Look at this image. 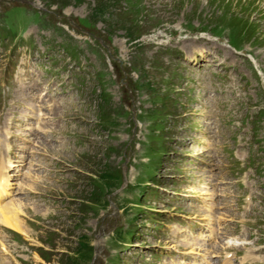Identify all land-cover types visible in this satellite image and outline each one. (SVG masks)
Segmentation results:
<instances>
[{
  "label": "rangeland",
  "instance_id": "obj_1",
  "mask_svg": "<svg viewBox=\"0 0 264 264\" xmlns=\"http://www.w3.org/2000/svg\"><path fill=\"white\" fill-rule=\"evenodd\" d=\"M262 8V0H0V16L24 13L33 22L47 25L46 28L28 25L33 33L38 31L41 42L24 57H33L35 61L46 60L48 56L58 58L62 52L57 44L67 39V32L79 37L70 44L77 54L75 64L84 63L90 74L98 69L104 73L101 79L85 80L76 91L77 109L71 115L80 125L84 124V129H77L74 134L79 146L71 149V154H60L58 158L65 168L57 175V182L48 183L49 189L43 191L63 203L54 204V210L41 220L33 232L29 258L24 255L26 261L22 264H103L105 250L103 247L95 249L90 241L95 243L116 225L125 226L122 217L131 216L122 199L126 194L116 195L115 192L128 165L137 167V159L143 155L142 143L157 127L163 117L161 113L168 109L163 101L167 97L164 80H169V76L174 77L169 83L177 89L176 93L186 94L190 88V94L197 97L191 86L192 62H200L203 54L213 51L218 54V57L215 54L210 57L213 63L225 60L222 65L230 67V62H236L231 69L240 76L238 88L243 96L242 106L247 108L254 101L264 102V92L261 93L257 85L251 87L244 83L248 69L239 59L241 56L219 48L217 42L205 37L190 38L189 34H184L183 27L186 22L193 26L228 27L242 42L255 45L254 51L258 50L264 67ZM53 26L60 27L63 33L58 35ZM156 29L161 38L156 36ZM46 42L51 45L50 49H46ZM175 45L184 50L182 58L189 54L193 61L183 64L174 54ZM195 48L202 52L194 57L191 51ZM0 54L3 58L8 55L11 60L15 59L7 48ZM62 61L72 64L74 60L64 56ZM4 67H7L5 59L0 70ZM84 72L82 65L79 73ZM101 84L107 91L105 95L98 92ZM181 99L184 100V96ZM179 109L175 106L169 122L173 119L179 122L177 115L182 110ZM244 116L242 121L251 131L249 120L253 112L245 110ZM261 123L258 131L264 135V120ZM167 128L170 130L171 126ZM156 166L157 159L150 153L148 170L144 167L138 179H152ZM171 168V163L163 167L167 173ZM162 175L163 170L158 171L157 185H165ZM258 179L264 180L263 177ZM144 189L142 187V193ZM153 189L156 190L154 195L158 194L153 197L154 206L159 208L161 202L165 203L166 195ZM132 194L133 189L127 195ZM91 195H95L94 199H87ZM178 209L166 208L177 212ZM248 226L245 230L246 233L251 231L249 237L254 242L253 248L257 249L256 255L264 260V225ZM10 251L13 255L22 254L24 248ZM127 253L122 255V260L128 259ZM246 261L250 264V260ZM110 264L117 262L112 258Z\"/></svg>",
  "mask_w": 264,
  "mask_h": 264
},
{
  "label": "bare ground",
  "instance_id": "obj_2",
  "mask_svg": "<svg viewBox=\"0 0 264 264\" xmlns=\"http://www.w3.org/2000/svg\"><path fill=\"white\" fill-rule=\"evenodd\" d=\"M140 45L143 46V44H140ZM9 220H10V219L7 218V216L3 217V221H4V222H9ZM194 243H195V242H194L193 240L188 241V244H190V245H192V244H194ZM95 245H97V248L100 247V243H99L98 240L95 241Z\"/></svg>",
  "mask_w": 264,
  "mask_h": 264
},
{
  "label": "trees",
  "instance_id": "obj_3",
  "mask_svg": "<svg viewBox=\"0 0 264 264\" xmlns=\"http://www.w3.org/2000/svg\"><path fill=\"white\" fill-rule=\"evenodd\" d=\"M92 197H89V198H87V199H90V200H92V199H94V197H95V195H91ZM86 199V200H87Z\"/></svg>",
  "mask_w": 264,
  "mask_h": 264
}]
</instances>
